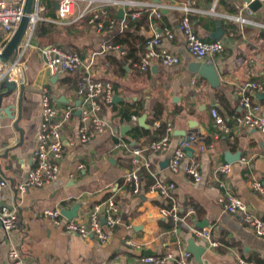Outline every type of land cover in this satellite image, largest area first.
<instances>
[{"label":"crops","instance_id":"obj_1","mask_svg":"<svg viewBox=\"0 0 264 264\" xmlns=\"http://www.w3.org/2000/svg\"><path fill=\"white\" fill-rule=\"evenodd\" d=\"M134 1L126 8L110 7L109 15L116 23L100 33L86 21L72 25L53 23L56 9L51 2L53 14L46 10L43 17L45 23L56 26L57 34L44 42L38 35L33 39L24 90L17 86L1 104V95L8 92L6 88L1 90V83L0 183L5 184H0V209H13L17 223L10 232L0 225V264H11V246L21 251L26 264H139L149 256L189 252L191 240L197 247L206 248L200 262L190 252L193 264H239V258L264 263V236H258L219 203L220 197L231 192L264 220V197L251 187L253 181L264 183V133L239 127L236 121L244 112L240 104L243 95L251 97L260 107L258 115L264 117V94L244 89L248 82L264 80V1L256 12L248 9L244 0ZM152 3L167 7L160 19L147 10ZM184 5L192 9L188 17L196 35L204 42L221 41L225 46L223 53L201 61L189 54L180 28L186 14L180 7ZM121 9L125 11L126 23L132 12H140L134 19L139 26L129 28V48L99 53L103 43H113L124 34L127 27L121 25ZM218 28L223 31L220 40L215 39ZM165 30L174 37H163L162 43L180 62L170 67L154 62L146 71L137 69L127 57L129 52L140 60L149 50L155 31ZM47 45L60 46L83 58L93 55L96 76L111 83L114 98L118 97L116 102L103 106L102 115L109 127L89 143H81L78 133L77 113L82 106L76 94L78 83H74L78 74H63L53 82L40 51ZM197 62L212 68L214 74L211 71L207 78L192 72L190 67ZM43 86L50 89L56 106H71L74 115L63 130L64 153L56 179L21 194L17 185L34 164ZM62 97L65 102L60 101ZM14 103L15 118H10L3 109ZM213 110L230 126V133L217 125ZM143 117L145 126L140 123ZM163 125L172 128L169 148L152 153L147 148L165 133ZM184 135L190 137L194 154L187 156L178 173H172L170 161ZM136 149L141 151L139 157L133 155ZM227 153H240V160L228 163L232 168L229 175L218 171L220 165L227 163ZM191 160L200 163L198 182L185 171ZM145 162L150 165L148 169ZM137 169L141 177L138 192L124 178ZM158 180L174 183L170 198L151 192ZM110 197L119 205L121 224L109 231L110 238L105 243L95 236L72 235L43 216L45 209L70 210L80 204L77 218H83L94 205ZM173 205L178 207L183 222L161 215V209ZM190 207L195 209L192 215L187 214ZM201 225L211 230V238L218 246L210 247L193 234L190 228L203 229ZM127 238L137 245L127 246Z\"/></svg>","mask_w":264,"mask_h":264},{"label":"built area","instance_id":"obj_2","mask_svg":"<svg viewBox=\"0 0 264 264\" xmlns=\"http://www.w3.org/2000/svg\"><path fill=\"white\" fill-rule=\"evenodd\" d=\"M25 0H0V32L3 40L0 44V52L15 33L23 17ZM44 0H35V14L30 16V24L14 59L0 68V86L3 82H14L19 85H25L26 72L28 65V53L32 48V42L35 38L36 25L38 22L45 21L42 13L44 11ZM58 3V9L53 23L60 25H72L90 18L89 23L94 26L96 32H103L106 28H112L116 20L109 15L110 7H122L133 5L134 0H50ZM264 1V0H260ZM167 7L162 4H148L147 10L156 19L162 17V10ZM186 14L181 20L180 28L185 36L186 49L190 55L197 60H205L208 57L219 55L224 52L225 46L221 41L204 42L194 32L188 12L192 9L188 5L180 7ZM140 12H132L131 18L136 19ZM240 20V18H237ZM123 28L127 27L125 18L121 23ZM163 37L172 39L174 37L170 30L162 32L155 31L149 50L135 62L133 65L146 71L154 62H159L164 66H174L180 62L176 54L170 52L162 43ZM121 49L118 45L103 43L99 53L117 51ZM44 65L51 77H59L63 74L77 73L80 77L76 89L82 106L79 124V139L81 143H89L98 135L104 133L109 127L107 119L102 115L103 106L110 105L114 101V89L111 83L106 82L96 76L94 56L83 58L77 53L63 49L57 45H47L40 49ZM97 54V53H96ZM244 89L264 94V80L262 82H248ZM41 110L42 121L40 131L37 136L36 148L33 153V165L29 168L25 179L17 185L19 193H25L31 188H41L51 183L59 174L60 163L63 158V130L74 115L71 106L61 109L55 104V100L50 89L47 86L41 88ZM244 112L236 118L239 127H246L264 133V117L258 115L260 107L253 103L249 95H243L240 101ZM217 125L225 132L230 133L231 128L216 110L212 111ZM172 128L167 126L165 133L156 141L148 146L152 153H161L167 151L170 144V134ZM189 142L183 143L175 150L170 161V171L178 173L183 162L187 159L185 147ZM133 155L139 157L141 151L136 149ZM138 163V160L134 161ZM148 169L149 163H144ZM186 174L198 182L201 180L200 163L198 160H191L186 169ZM218 171L229 175L232 171L231 164L225 163L218 167ZM125 181L133 185V189L138 192L141 185V177L137 170L125 175ZM4 185V182L0 183ZM252 189L264 197V183L253 181ZM174 183H165L158 180L151 186V192L158 193L163 197L170 198L174 191ZM219 203L224 209L233 215H237L241 221L250 227L258 236H264V220L256 217L249 209L245 201L231 192L225 193L219 198ZM165 218L171 219L176 223L183 222L179 214L178 207L163 208L160 211ZM195 213V209L190 207L188 215ZM43 216L49 219L57 226H63L65 230L72 234L89 238L95 236L101 243H105L110 238L109 231L114 230L121 224L119 215V205L114 197L98 203L89 210L85 217L67 220L60 207L54 209H45ZM64 219L65 223H64ZM0 223L6 232L12 231L16 227L17 215L13 209L4 206L0 209ZM193 234L205 241L210 247L218 246V243L211 238V230L208 228L198 229L190 228ZM127 246L135 247L137 244L132 238L125 240ZM8 259L11 264H26L21 251L17 247H10ZM145 264H193L190 252L184 251L180 255L168 254L166 256H149L142 259ZM239 264H264L249 261L243 258L238 259Z\"/></svg>","mask_w":264,"mask_h":264},{"label":"water","instance_id":"obj_3","mask_svg":"<svg viewBox=\"0 0 264 264\" xmlns=\"http://www.w3.org/2000/svg\"><path fill=\"white\" fill-rule=\"evenodd\" d=\"M244 1L248 4V9H250L254 12H256L259 8L262 7V2L260 0H244ZM54 7L56 10L58 9V3L57 2H55ZM32 14H35V0H25L24 1V9H23V17L19 23V26L17 27V29H16L15 33L13 34V36L11 37V39L7 42V44L3 47L2 51L0 52V68L3 67L4 65L8 64L9 62H11L14 59L22 41L25 38V35L27 33V30H28V27L30 24V16ZM124 16H125V11H124V9H121L119 11V18L124 19ZM222 34H223L222 29L218 28L216 35H215V39L216 40L222 39ZM209 68H210L209 66L203 65L200 62L194 63L190 67L192 72L197 73V74H201L202 76L205 75V77H207V78L210 77L209 74H211V71L214 74L213 69L212 68L209 69ZM57 79H58V77H53L52 81L55 82V81H57ZM210 80H212V79L210 78ZM4 88L8 89V92L1 95V104H3L5 98L11 97L10 95L17 88V84L14 82H8L7 81V82H4V84L1 86V90H3ZM24 88H25V85L22 84L21 89L24 90ZM117 100H118V97H115L114 102H116ZM60 101H64L63 97L61 98ZM15 104L16 103L9 104L3 109L5 114L7 116H9L10 118H15V115L13 114V110L16 107ZM18 104L20 105V99H19ZM77 114L81 115V111H78ZM145 120H146V117H143L140 120V123L143 122V126H145V124H144ZM184 136H185L184 141L190 142V137H188L186 135H184ZM185 151L187 153V156L190 158L194 154V150L190 146L185 147ZM238 160H240V153H237V154L227 153V155H226V162L227 163H233V162L238 161ZM80 206H81L80 204H76L70 210L63 209L62 210L63 216L67 220H72V219L77 218L79 216L78 211L80 209ZM0 225H1V223H0ZM200 227L203 228V225H201ZM205 250H206L205 247H197L193 240H191L189 242L188 251L193 252L195 254L198 262L201 261L202 254L205 252ZM139 264H145V263H139Z\"/></svg>","mask_w":264,"mask_h":264},{"label":"trees","instance_id":"obj_4","mask_svg":"<svg viewBox=\"0 0 264 264\" xmlns=\"http://www.w3.org/2000/svg\"><path fill=\"white\" fill-rule=\"evenodd\" d=\"M51 2H52V1H50V0H44V1L42 2V3H43V7H44V11H43L42 15L45 16V12H47L46 10L50 11L49 15H50V14H53V6H52ZM147 15H148V13H147ZM147 15H146V16H147ZM54 17H55V15H54ZM89 20H90V18L88 17L87 19H84L83 21H86L89 25H91V24L89 23ZM135 25H138V22H137V21H134V19H132L131 17H128V18H127V28H126L124 34H123L121 37L116 38V39L113 41V43H111V44L118 45L120 48H129V47H128V45H129V43H130L129 38L131 37V36H130L129 28H130V27H134ZM138 26H139V25H138ZM57 30H58V29L56 28L55 25H52V24H49V23H45V21H41V22H38L37 25H36L35 36H36V35L40 36L41 39H42V41H43V40H46L49 36H52V35L55 34V33L57 34ZM3 35H4V34H3L2 32H0V36H1V37H0V42L3 40ZM49 38H51V37H49ZM49 38H48V39H49ZM43 42H44V41H43ZM65 50H67V49H65ZM67 51H69V50H67ZM127 51H128V50H127ZM73 53H74V52H73ZM127 57H128L129 59L132 60V63H135V62L139 61V59H136V58L132 55L131 52H129V54H128ZM79 79H80L79 75L75 76V77H74V83H75V82H76V83H79ZM161 129H162V132L164 133L165 130H166L165 125H163V126L161 127Z\"/></svg>","mask_w":264,"mask_h":264},{"label":"rangeland","instance_id":"obj_5","mask_svg":"<svg viewBox=\"0 0 264 264\" xmlns=\"http://www.w3.org/2000/svg\"><path fill=\"white\" fill-rule=\"evenodd\" d=\"M60 35H61V33H58V36H57V38H58V42L60 43L61 41H60Z\"/></svg>","mask_w":264,"mask_h":264}]
</instances>
